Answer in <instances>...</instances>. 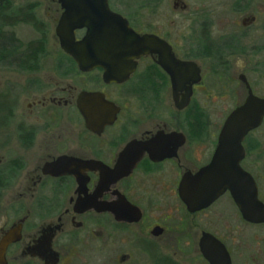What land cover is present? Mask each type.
Instances as JSON below:
<instances>
[{
	"label": "flooded vegetation",
	"instance_id": "af4514ba",
	"mask_svg": "<svg viewBox=\"0 0 264 264\" xmlns=\"http://www.w3.org/2000/svg\"><path fill=\"white\" fill-rule=\"evenodd\" d=\"M172 2L183 30L137 26L107 0L137 34L165 40L186 63L171 66L173 76L159 48L135 58L127 74L82 70L56 34L58 0H0V264H81L84 249L83 264L96 256L179 264L192 254L208 264L203 233L231 256L221 234L230 212L219 203L226 198L229 216L241 214L229 190L190 210L180 184L211 163L227 116L250 93L264 98V0ZM52 24L55 51L47 48ZM84 34L75 29V41ZM241 145L239 164L264 202V115ZM11 232L18 235L9 241Z\"/></svg>",
	"mask_w": 264,
	"mask_h": 264
},
{
	"label": "water",
	"instance_id": "95a60500",
	"mask_svg": "<svg viewBox=\"0 0 264 264\" xmlns=\"http://www.w3.org/2000/svg\"><path fill=\"white\" fill-rule=\"evenodd\" d=\"M58 1L63 11L56 34L62 49L82 70L99 65L108 75L118 74L115 69L125 68L122 74H127L134 68L135 58L158 48L166 52L159 63L171 76L176 74L171 66L186 64L174 58L165 40L155 35L137 34L123 16L109 8L107 0ZM81 28H85V34L80 41H75L74 30ZM263 115L264 98L250 93L245 102L227 116L211 163L191 178H182L179 194L190 210L208 205L229 190L244 220L264 223V202L258 198L257 185L239 164L243 157L241 141L249 130L261 123ZM13 233L9 234V241L17 238L18 232L14 237ZM5 245L6 241L0 249V257ZM199 248L208 264H232L225 244L210 233H203Z\"/></svg>",
	"mask_w": 264,
	"mask_h": 264
},
{
	"label": "rangeland",
	"instance_id": "374dc122",
	"mask_svg": "<svg viewBox=\"0 0 264 264\" xmlns=\"http://www.w3.org/2000/svg\"><path fill=\"white\" fill-rule=\"evenodd\" d=\"M172 0H159L156 7H152V0H111L112 7L131 19L132 23L137 26H145L151 24V26L165 27H176L177 29H184L185 18L183 14H180L173 9ZM153 9V14L150 11ZM179 40V39H178ZM183 43V40H179ZM264 41V39H261ZM47 48L50 51L57 49V39L53 33V24L50 26L48 33V44ZM58 51V50H57ZM56 53V52H54ZM225 114L222 115V117ZM221 119L219 115H211V120L216 123ZM263 164V161L261 162ZM260 182L264 179V172L261 171ZM262 195L264 197V183L261 182ZM220 207L224 208L225 215L228 212H232L231 204L226 198L219 203ZM224 216V222L221 228V234L225 239V243L229 246L232 256V264H264V225H248L245 223L240 216L237 215L236 211L233 217ZM234 218V219H233ZM40 221H38L37 225ZM97 249L102 247L96 246ZM82 247H80V250ZM90 250V249H89ZM84 253L87 250H81L76 256L77 261L83 264L88 258ZM84 255V256H83ZM196 256L192 254L191 259L180 256L177 258L179 264H199ZM96 261L92 264H106V258L96 256ZM146 264H151L147 262Z\"/></svg>",
	"mask_w": 264,
	"mask_h": 264
}]
</instances>
